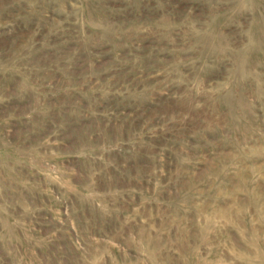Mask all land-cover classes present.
<instances>
[{
    "label": "rangeland",
    "instance_id": "1",
    "mask_svg": "<svg viewBox=\"0 0 264 264\" xmlns=\"http://www.w3.org/2000/svg\"><path fill=\"white\" fill-rule=\"evenodd\" d=\"M0 264H264V0H0Z\"/></svg>",
    "mask_w": 264,
    "mask_h": 264
}]
</instances>
